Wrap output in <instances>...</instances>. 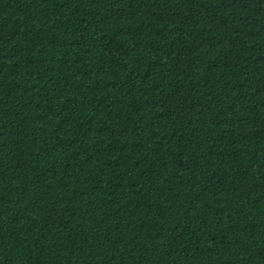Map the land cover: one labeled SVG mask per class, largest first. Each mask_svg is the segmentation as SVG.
Returning <instances> with one entry per match:
<instances>
[{
	"label": "trees",
	"instance_id": "obj_1",
	"mask_svg": "<svg viewBox=\"0 0 264 264\" xmlns=\"http://www.w3.org/2000/svg\"><path fill=\"white\" fill-rule=\"evenodd\" d=\"M0 264H264V0H0Z\"/></svg>",
	"mask_w": 264,
	"mask_h": 264
}]
</instances>
